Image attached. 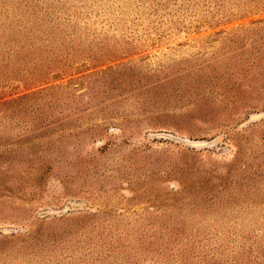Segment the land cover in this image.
Here are the masks:
<instances>
[{
	"label": "rangeland",
	"instance_id": "374dc122",
	"mask_svg": "<svg viewBox=\"0 0 264 264\" xmlns=\"http://www.w3.org/2000/svg\"><path fill=\"white\" fill-rule=\"evenodd\" d=\"M256 113L264 0H0V264H264Z\"/></svg>",
	"mask_w": 264,
	"mask_h": 264
},
{
	"label": "water",
	"instance_id": "95a60500",
	"mask_svg": "<svg viewBox=\"0 0 264 264\" xmlns=\"http://www.w3.org/2000/svg\"><path fill=\"white\" fill-rule=\"evenodd\" d=\"M264 116V113H256V114H252L249 116L248 120L246 121L247 122H250V121H254V120H257L261 117ZM190 144L192 146H203L205 144H207L206 142H200V141H193V142H190ZM3 232H8V230H2Z\"/></svg>",
	"mask_w": 264,
	"mask_h": 264
},
{
	"label": "trees",
	"instance_id": "16d2710c",
	"mask_svg": "<svg viewBox=\"0 0 264 264\" xmlns=\"http://www.w3.org/2000/svg\"><path fill=\"white\" fill-rule=\"evenodd\" d=\"M220 259H221V256H220L219 260H220ZM223 259H224V257H223ZM225 260H226V259H225ZM232 260H234V259H232ZM232 260H231V261H232Z\"/></svg>",
	"mask_w": 264,
	"mask_h": 264
}]
</instances>
